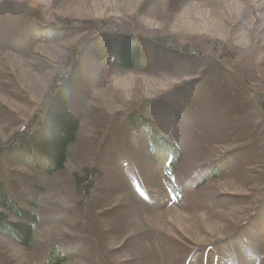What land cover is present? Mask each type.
<instances>
[{
  "label": "rangeland",
  "instance_id": "obj_1",
  "mask_svg": "<svg viewBox=\"0 0 264 264\" xmlns=\"http://www.w3.org/2000/svg\"><path fill=\"white\" fill-rule=\"evenodd\" d=\"M5 1L8 8H2L0 16L2 14L7 20L11 18L17 21L16 16L22 11V5L29 8L28 12H22L27 19L26 25L19 27L20 32H25L23 37L30 33L35 22L27 17L28 13H39L44 21L78 25L81 32L64 42L55 41L54 44L45 45H23V37L16 33L8 36L3 32L6 37L0 38L3 42L0 49L8 43L14 48L12 52H17H0V148L8 147L18 137L36 130L42 119L40 111L43 102L61 81L69 108L79 120L77 141L69 149L64 170L53 178H41L37 171L6 164V159L2 158L5 152L0 151V178L5 182V190L18 199L20 207L35 212L38 219L29 251L0 236V264H40L50 254L52 247L65 253L67 264H183L182 259L177 261L181 252L180 249L175 252L172 242L178 241L181 248L191 250L217 240L221 236L222 225L220 221L213 222L212 219L220 217V214L195 210L197 195L191 194L185 205L178 207L162 204L167 197L160 167L148 164L143 150L145 138L129 132L126 125L129 111H136L145 102L155 99V95H166L172 105L178 100L185 104L186 100L181 98L179 92L169 90L173 83H165L168 85V89H165V85L156 78L118 74L106 69L102 63H96L95 71L85 52L77 59L71 75L72 58L87 43L90 44L97 33V25L98 28L104 27L103 21L129 25L130 30L137 34L145 33L144 37H149V40L157 36L154 32H162L163 27H166L163 32L184 39L201 34H209L212 38L211 30L216 22L210 20L212 17L209 13L200 10L199 5L189 4L181 9L179 16L171 18L177 5L173 3L169 8L163 2L160 6L161 0ZM259 3L253 19L260 25L254 35H259L264 43V0ZM228 7L231 9L230 15L241 13L239 5L230 2ZM167 8L171 10L167 11ZM143 14L149 15L148 19L143 18ZM163 15L165 19H162ZM159 20L165 25H160ZM235 22L229 23L235 25ZM247 23L246 20L245 27ZM251 25L242 28L243 31H235L231 36L238 39V35H245L244 31L254 30L255 27ZM235 43L234 46L237 41ZM144 49L149 66L154 67V63L162 59L160 52L152 45ZM260 57L264 58V53ZM169 60L165 58L167 63H164L170 64ZM257 72L264 74L262 68ZM193 90V93L204 94V97L210 93L206 89ZM147 111L150 114V110ZM248 114L251 117L253 112L247 109ZM151 115L158 118L156 121L159 125L162 123L164 117ZM210 115L211 121H214L216 115ZM219 124L226 126L220 120ZM135 165L148 187V202L137 197L129 186V183L133 186L131 174L135 173ZM82 168L94 171L91 174L93 188L87 196L81 191L75 194L77 185L72 175ZM179 181L181 183V178ZM220 189L227 191L230 188ZM235 191L232 189L231 193H237ZM151 200L156 202L152 204ZM30 202L32 209L28 206ZM204 202L202 199L201 203L206 206ZM203 210L206 211L205 208ZM259 264H264V259Z\"/></svg>",
  "mask_w": 264,
  "mask_h": 264
},
{
  "label": "trees",
  "instance_id": "obj_2",
  "mask_svg": "<svg viewBox=\"0 0 264 264\" xmlns=\"http://www.w3.org/2000/svg\"><path fill=\"white\" fill-rule=\"evenodd\" d=\"M161 1L160 6L163 2L169 8L173 3L177 5L171 18L179 16L181 9L189 4L199 5V9L207 11L212 17L210 20L216 22L211 30L212 38L209 34H201L184 39L163 32L166 30L163 27L162 32H154L157 36L149 40V37H144L145 33H134L129 25L103 21L104 27L98 28L97 25V33L90 44L87 43L85 49L71 57V75L77 59L85 52L95 71L96 63H102L106 69L118 74L156 78L162 85L173 83L169 90L179 92L186 100L185 104L178 100L175 106L166 99V95H155V99L145 102L136 111H129L126 125L129 132L145 138L143 150L148 164L160 167L167 197L162 204L178 207L195 194L198 196L195 210L220 214V217L212 219L222 225L221 236L217 240L191 250L181 248L178 241L172 242L175 252L179 249L181 252L177 261L182 259L183 264H259L264 259V74L257 71L259 68L264 71V58L260 57L264 53V43L259 35H254L260 23L253 18L260 0ZM230 2L240 6L239 15L229 14ZM6 4L7 1L0 0V10L5 9ZM20 9L17 21L7 20L1 14V39L6 37L3 32L8 36L11 33L24 36L25 32H20L19 27L26 25L27 19L22 12H28L29 8L22 5ZM28 14L27 17L35 22L30 33L22 38L23 45L64 42L81 32L78 25L44 21L39 13ZM142 16L148 19L149 15ZM162 17L165 19L164 15ZM233 20H236L235 25L229 23ZM159 22L165 25L162 20ZM248 25L255 27L254 30L244 31L245 35H238V39L231 36L235 31L249 28ZM226 28L229 29L224 31ZM149 45L157 49L162 58L154 63V67L149 66V58L145 56L144 48ZM12 49L7 43V46L2 45L0 52L16 54ZM165 58L170 59V64L164 63ZM62 82L43 102L42 119L36 130L18 137L10 146L0 148L2 153L5 152L2 158L6 159V164L37 171L41 178H53L64 170L69 149L77 141L79 120L69 108ZM168 85L164 88L168 89ZM194 88L206 89L210 93L205 98L200 92L193 93ZM202 99L205 101L201 102ZM247 109L253 112L251 117L246 115ZM151 114L164 117V123L162 121L159 125L157 117ZM210 114L216 115L214 121H211ZM219 120L226 126L219 124ZM134 170L135 173L131 174L133 186L132 183L129 186L137 197L148 202V187L136 165ZM92 173L91 168L74 172L75 194L81 191L87 196L93 188ZM222 187L230 189L225 191L220 189ZM232 189L237 193H231ZM202 199L206 206L201 203ZM17 200L5 190V182L0 178V236L29 251L38 219L35 212L23 209ZM151 202L153 204L156 200ZM28 206L32 209V202ZM52 248L40 264H67L65 253Z\"/></svg>",
  "mask_w": 264,
  "mask_h": 264
}]
</instances>
